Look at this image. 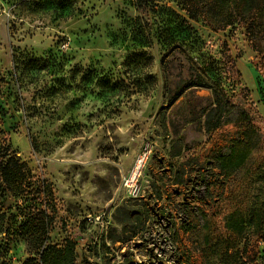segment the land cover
<instances>
[{
  "label": "rangeland",
  "instance_id": "374dc122",
  "mask_svg": "<svg viewBox=\"0 0 264 264\" xmlns=\"http://www.w3.org/2000/svg\"><path fill=\"white\" fill-rule=\"evenodd\" d=\"M135 1L0 0V130L53 184L51 239H75L77 264H264L253 226L227 256L222 220L234 209L249 218L264 192V140L230 176L215 160L246 128L264 133V57L245 27L213 30L185 0ZM202 78L204 106L216 87L254 120L207 133L183 97L170 104V89ZM146 143L133 196L123 179ZM8 257L30 254L16 241Z\"/></svg>",
  "mask_w": 264,
  "mask_h": 264
},
{
  "label": "trees",
  "instance_id": "16d2710c",
  "mask_svg": "<svg viewBox=\"0 0 264 264\" xmlns=\"http://www.w3.org/2000/svg\"><path fill=\"white\" fill-rule=\"evenodd\" d=\"M151 1L136 0L135 5L140 7ZM184 10L192 19L202 20L216 31L242 25L255 49L264 57V0H185ZM224 56L231 62V53L225 52ZM201 80L179 82L174 93L172 89L168 92L171 105L183 97L190 121H201L204 116L206 132L211 133L225 125L254 120L248 109L230 103L225 93L216 87H211L210 105L204 106L195 91V87L204 86L203 78ZM5 81L0 70V94ZM263 140L261 130L246 128L227 151L215 154L221 173L230 176L243 167ZM56 212L57 198L51 181L35 174L14 148L10 135L0 130V264H11L8 251L16 241H23L30 254L24 264H77L75 239L69 236L62 243L51 239ZM222 220L230 235L225 253L227 256L233 255L230 250L240 253V244L249 240L251 226L253 234L264 237V192L256 196L249 218L241 209H234L225 213Z\"/></svg>",
  "mask_w": 264,
  "mask_h": 264
},
{
  "label": "built area",
  "instance_id": "2783aa9c",
  "mask_svg": "<svg viewBox=\"0 0 264 264\" xmlns=\"http://www.w3.org/2000/svg\"><path fill=\"white\" fill-rule=\"evenodd\" d=\"M153 146L150 143L144 144L136 153L130 170L124 176L123 183L126 189L136 196L140 193V183L144 172L152 158Z\"/></svg>",
  "mask_w": 264,
  "mask_h": 264
}]
</instances>
